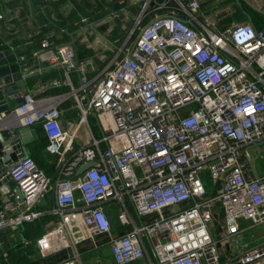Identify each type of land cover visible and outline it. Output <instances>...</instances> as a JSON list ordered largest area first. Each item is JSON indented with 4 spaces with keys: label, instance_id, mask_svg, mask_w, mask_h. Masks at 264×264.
Listing matches in <instances>:
<instances>
[{
    "label": "built area",
    "instance_id": "1",
    "mask_svg": "<svg viewBox=\"0 0 264 264\" xmlns=\"http://www.w3.org/2000/svg\"><path fill=\"white\" fill-rule=\"evenodd\" d=\"M132 1L140 4L134 26L113 67L93 80L84 77V66L70 47L53 48L44 40L33 53L61 68L62 79L50 85H66L71 92L43 98L25 94L16 109L0 112V130L12 129L7 143L14 147L13 159L0 148V163L14 184L0 204V230L52 216L55 221L34 243L41 257L70 248L54 264H81L76 242L94 243L97 236H107L116 264L143 259L149 264H220L219 245L237 249L235 239L244 231L239 220L264 227V175L255 172L249 155V149L264 143V27L233 22L215 32L200 22L198 0ZM71 72L79 76L78 90L71 86ZM89 85L91 95L79 97ZM69 96L80 112L72 128L62 126L58 111ZM89 113L100 137L90 134L88 144L75 149L76 133L87 125ZM35 124L57 157L55 179L36 166L14 133L16 127ZM245 159L249 164L242 163ZM203 171L219 182L212 198L206 197ZM46 199L52 208H41ZM126 199L137 218L150 221L134 224ZM108 201L122 209L130 226L124 235L111 236L102 208ZM217 208L223 221L220 242L209 226ZM224 264H264V243Z\"/></svg>",
    "mask_w": 264,
    "mask_h": 264
},
{
    "label": "crops",
    "instance_id": "2",
    "mask_svg": "<svg viewBox=\"0 0 264 264\" xmlns=\"http://www.w3.org/2000/svg\"><path fill=\"white\" fill-rule=\"evenodd\" d=\"M155 1L160 3L162 0ZM178 1L187 3L189 0ZM198 1L200 12L197 16L200 22L209 26L210 29L215 30L218 23L229 25L233 22L250 23L255 29L264 27V0ZM139 12L140 4L132 0H0L2 16L0 20V112L9 113L16 109L25 94H30L34 98L70 94L69 86L52 87L50 85L52 80L62 79L61 68L42 62L33 56V53L40 49L42 41L46 40L53 48L59 46L72 48L77 62L84 66V77L91 81L110 66L117 50L122 47L133 28ZM158 13L160 12L150 14L147 17V23L158 16ZM147 23L143 22L141 25L144 26ZM131 39L135 42L136 34L126 45L125 49L128 51L133 47L130 44ZM110 67L112 68L113 65ZM69 78L72 88L80 89L77 72H71ZM91 93L92 87L89 85L85 90L79 91L78 95L85 98ZM58 111L60 122L66 128H72V125L76 124L80 118L79 109L72 96L60 102ZM87 116V125L80 126L76 133L75 149L86 146L91 135L95 138L100 137L94 115L89 113ZM91 122L93 127L90 125ZM10 131L12 129L0 130V148H5L4 156L7 159L14 158V147H9L7 143L11 136ZM20 132L23 135L20 146L47 177L55 179L59 163L57 157L47 149L48 142L42 146L44 136L40 125L14 129L16 134L20 135ZM101 147L105 146L101 145ZM13 188L14 184L6 175V165L2 162L0 163V204L4 195ZM109 204L120 206L115 201H108L102 206L106 207ZM52 206V202L46 199L41 208L50 209ZM103 210L110 222L111 236L118 237L130 230L120 209L117 212L111 207ZM134 215L136 216L135 212ZM45 216L48 220L42 225V233L31 238L27 236L37 228L36 223H25L21 227L0 230V262H7L10 255L15 256L18 251L28 247L31 249V254L26 255L24 264L44 263L60 253H64L62 257L64 259L70 254L69 248L48 257L38 255L35 239L55 221L52 216ZM130 218L136 224L131 216ZM149 219V217L137 218L139 224L147 223ZM16 234L21 235L22 243L13 246ZM73 238L79 239L76 234H73ZM76 249L82 252L80 253L81 264H116L111 256L107 236L95 237L94 243L87 239L79 240L76 242ZM226 251H229L227 247ZM82 255H84L83 260ZM13 260L17 261L15 257ZM140 263L149 264L148 259H143Z\"/></svg>",
    "mask_w": 264,
    "mask_h": 264
},
{
    "label": "rangeland",
    "instance_id": "3",
    "mask_svg": "<svg viewBox=\"0 0 264 264\" xmlns=\"http://www.w3.org/2000/svg\"><path fill=\"white\" fill-rule=\"evenodd\" d=\"M237 23V22H236ZM143 26V24H142ZM228 25H224L222 23H218V26L215 28L216 31H222L225 28H227ZM135 36V34H134ZM134 40L131 39L130 44L131 46L133 45ZM130 46V47H131ZM90 125L93 127V123L91 122ZM249 155L251 156V163L253 165V169L255 170L258 175H264V143L259 144L255 147H252L249 149ZM242 163H247L249 164L248 160L245 159L242 161ZM200 179L201 182L205 188V192L207 194V198H212L213 196L216 195V191L219 188V182H215L209 175L208 171H203L200 173ZM114 203V202H112ZM106 207H111L113 210L116 212L121 209V207L116 206L115 204H109V206L106 205ZM106 207L102 206L103 209H106ZM126 208L130 214V216L134 219L135 223L139 225V222L134 215L133 208L131 204L128 202L126 199ZM213 215L215 218H213V221L211 224H209L213 237L217 241H221L222 235H223V221H222V216L217 208L214 212ZM116 221V220H115ZM238 226L240 230L244 231L235 239L237 249L231 250L230 247L228 248V252H225L226 247L223 246L222 244L219 245L217 248V251L219 255L221 256L220 259V264H224L226 262V259L228 257H231L233 255L240 254L242 252H245L249 249H252L262 243H264V227L261 225L253 226L251 227V223L249 221H243L239 220L238 221ZM3 231V230H2ZM234 241V242H235ZM22 243V237L19 234H16V239L13 241V246L21 244ZM79 253H82L79 251ZM84 259V255H82V260ZM135 264H141L140 261H138Z\"/></svg>",
    "mask_w": 264,
    "mask_h": 264
},
{
    "label": "trees",
    "instance_id": "4",
    "mask_svg": "<svg viewBox=\"0 0 264 264\" xmlns=\"http://www.w3.org/2000/svg\"><path fill=\"white\" fill-rule=\"evenodd\" d=\"M144 24L147 23V17L143 20ZM44 136V134H43ZM43 141V145L44 144L46 145L47 144V140L44 136V140ZM48 220V217H43V218H40L39 220H37L36 223L37 224V228L33 229V232L30 233V235H26L27 237L31 238L32 236H35V235H40L42 233V225L45 221ZM31 249L28 247L27 249L25 250H20L18 251L15 256L14 255H10L8 261L6 262H0V264H24V259L26 257V255H28L29 253L31 254ZM64 256V253H60V254H57V255H54L53 257H51L48 261H45L44 263H39V262H36V263H33V264H54L56 262H59L62 257ZM14 257L17 259V261H14ZM25 264H28V263H25Z\"/></svg>",
    "mask_w": 264,
    "mask_h": 264
},
{
    "label": "water",
    "instance_id": "5",
    "mask_svg": "<svg viewBox=\"0 0 264 264\" xmlns=\"http://www.w3.org/2000/svg\"><path fill=\"white\" fill-rule=\"evenodd\" d=\"M23 135H21V132H20V135L19 137L22 138ZM93 163H89V164H85V165H81L78 170H77V174L81 173L83 170H85L86 168L92 166Z\"/></svg>",
    "mask_w": 264,
    "mask_h": 264
}]
</instances>
